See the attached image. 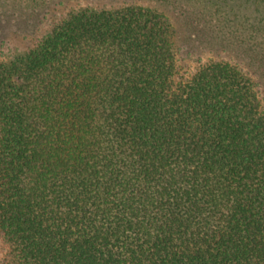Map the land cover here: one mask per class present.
<instances>
[{
  "label": "trees",
  "instance_id": "16d2710c",
  "mask_svg": "<svg viewBox=\"0 0 264 264\" xmlns=\"http://www.w3.org/2000/svg\"><path fill=\"white\" fill-rule=\"evenodd\" d=\"M118 1L0 60V264H264V0L250 72L186 63L169 13L235 0Z\"/></svg>",
  "mask_w": 264,
  "mask_h": 264
},
{
  "label": "rangeland",
  "instance_id": "374dc122",
  "mask_svg": "<svg viewBox=\"0 0 264 264\" xmlns=\"http://www.w3.org/2000/svg\"><path fill=\"white\" fill-rule=\"evenodd\" d=\"M120 2L117 0H65L40 21L35 14L24 12L0 0V60L29 47L54 19H59L70 9L84 6L106 7ZM235 2L237 5L234 9L240 13L222 22L220 26L213 23L218 27L216 29L211 28L214 27L212 23L205 24L198 8L191 3L182 2L176 10L169 12L177 31V44L181 47V58L186 63L193 66L198 60L216 59L234 63L243 71L253 70L248 66L251 62L245 47L252 45L253 42L257 43L253 34L252 15H255L249 3H245L244 0H235ZM262 51H264V44ZM261 90L264 95V87H261Z\"/></svg>",
  "mask_w": 264,
  "mask_h": 264
}]
</instances>
